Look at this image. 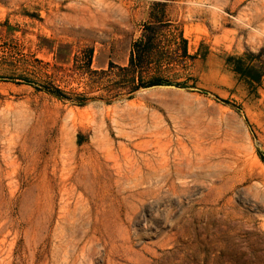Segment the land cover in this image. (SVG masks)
<instances>
[{
  "label": "rangeland",
  "instance_id": "1",
  "mask_svg": "<svg viewBox=\"0 0 264 264\" xmlns=\"http://www.w3.org/2000/svg\"><path fill=\"white\" fill-rule=\"evenodd\" d=\"M156 21L169 83L129 96ZM259 154L264 0H0V264H264Z\"/></svg>",
  "mask_w": 264,
  "mask_h": 264
},
{
  "label": "trees",
  "instance_id": "2",
  "mask_svg": "<svg viewBox=\"0 0 264 264\" xmlns=\"http://www.w3.org/2000/svg\"><path fill=\"white\" fill-rule=\"evenodd\" d=\"M162 23V21H156L145 25L142 37L132 44L128 66L124 68L117 67L118 74H115V76L119 79L118 87L126 90L129 96L135 94L141 89H147L169 83L161 77L160 73L165 61L169 64L172 59L169 58L164 60L167 57L165 56L166 53L163 55L159 45L156 43V36L158 35V30L161 29ZM182 43L183 48L181 49L183 51V56L189 57L187 40L182 39ZM179 50L180 49L178 48L176 51ZM93 54L94 51L90 50L88 56L86 57V64L89 72L91 71L90 68L92 65ZM230 61L233 62V69L237 74L246 78L252 77V70L244 68L241 58H231ZM113 68L114 66L111 64V72H113ZM151 73L154 74L150 75ZM252 79L261 84L262 75L258 74ZM177 85L183 86V84ZM43 91L60 100L78 101L77 103L80 106L85 104V98L83 96L76 100L58 88H43ZM259 155L261 160L264 161V156L262 154Z\"/></svg>",
  "mask_w": 264,
  "mask_h": 264
},
{
  "label": "water",
  "instance_id": "3",
  "mask_svg": "<svg viewBox=\"0 0 264 264\" xmlns=\"http://www.w3.org/2000/svg\"><path fill=\"white\" fill-rule=\"evenodd\" d=\"M161 86V85H160ZM160 86H155V87H160ZM155 87H151V88H155ZM147 89H150V88H147ZM146 90V89H145Z\"/></svg>",
  "mask_w": 264,
  "mask_h": 264
},
{
  "label": "bare ground",
  "instance_id": "4",
  "mask_svg": "<svg viewBox=\"0 0 264 264\" xmlns=\"http://www.w3.org/2000/svg\"><path fill=\"white\" fill-rule=\"evenodd\" d=\"M152 180V179H151Z\"/></svg>",
  "mask_w": 264,
  "mask_h": 264
}]
</instances>
